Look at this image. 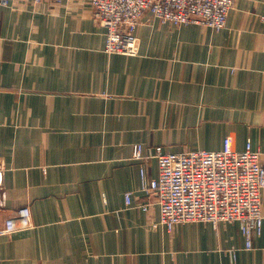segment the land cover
Returning <instances> with one entry per match:
<instances>
[{
    "label": "crops",
    "instance_id": "obj_1",
    "mask_svg": "<svg viewBox=\"0 0 264 264\" xmlns=\"http://www.w3.org/2000/svg\"><path fill=\"white\" fill-rule=\"evenodd\" d=\"M137 35L138 56L108 55L89 3L0 4V231L25 207L32 221L0 235V264H264V222L252 249L240 222L154 229L133 160L137 144L231 138L264 165V0H238L220 32L145 14ZM146 169L158 176L155 159Z\"/></svg>",
    "mask_w": 264,
    "mask_h": 264
},
{
    "label": "built area",
    "instance_id": "obj_2",
    "mask_svg": "<svg viewBox=\"0 0 264 264\" xmlns=\"http://www.w3.org/2000/svg\"><path fill=\"white\" fill-rule=\"evenodd\" d=\"M12 0H0L8 5ZM86 2L95 11V18L106 31L105 52L108 55L138 56V28L145 14L162 24L178 27L206 26L216 32L224 30L238 0H33ZM155 159L158 176L150 179L146 163ZM133 160L142 162L140 191L147 198L155 196L160 219L153 228L172 233L187 223L240 222L246 249L253 248V235L262 234L264 165L262 154L248 142L243 151H236L231 138L224 141L221 151L196 150L166 153L156 148L153 156L144 154L142 144L133 149ZM4 171L0 169V192ZM132 193L126 194L128 207L133 205ZM150 203L139 206L147 212ZM32 228L30 208L20 209L6 222L2 234Z\"/></svg>",
    "mask_w": 264,
    "mask_h": 264
},
{
    "label": "rangeland",
    "instance_id": "obj_3",
    "mask_svg": "<svg viewBox=\"0 0 264 264\" xmlns=\"http://www.w3.org/2000/svg\"><path fill=\"white\" fill-rule=\"evenodd\" d=\"M141 24H142V22H141ZM141 24H140V25H141Z\"/></svg>",
    "mask_w": 264,
    "mask_h": 264
}]
</instances>
